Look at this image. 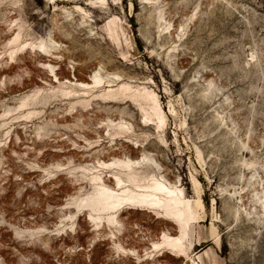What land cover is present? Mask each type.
I'll return each instance as SVG.
<instances>
[{"label":"rangeland","instance_id":"1","mask_svg":"<svg viewBox=\"0 0 264 264\" xmlns=\"http://www.w3.org/2000/svg\"><path fill=\"white\" fill-rule=\"evenodd\" d=\"M94 70L100 86L79 91ZM118 121L132 128L113 136ZM142 155L194 207L184 254L264 264V0H0V264H188L152 247L154 213L126 230L76 207L93 173Z\"/></svg>","mask_w":264,"mask_h":264},{"label":"bare ground","instance_id":"2","mask_svg":"<svg viewBox=\"0 0 264 264\" xmlns=\"http://www.w3.org/2000/svg\"><path fill=\"white\" fill-rule=\"evenodd\" d=\"M16 33H17V31H16ZM8 36H5L3 39L4 40L8 39L9 38ZM17 36H19V35L16 34V36H14L12 39H10V41L15 42L17 40ZM102 38H104V37H102ZM30 43L32 44V42H30ZM3 44H5V43H3ZM37 44H39V43H37ZM28 48H29V45H28ZM47 51H49V50H47ZM45 52H46V50H45ZM50 56H52V55L50 54ZM57 57H59V56H57ZM57 63H58V60H56V58H54V57H51L47 62L41 61L42 65H48L51 68H53L54 65H56ZM29 69H31V68H29ZM32 70L34 71V69H32ZM6 71H8V70H6ZM66 71L64 70V72H66ZM71 77L72 76H70V78ZM113 78H115V77H113ZM70 80H72V79H70ZM59 81H57V82L59 83ZM106 81H108V80H106ZM101 82H102V78L97 74V71L94 70L92 72V74H90L88 76V78L85 76L78 77V79L76 80V82L74 84H75V86H77L79 88V91H81L80 89H82L85 93H87V92L89 93V92H92V90L97 85H99ZM61 83L63 84V80ZM209 83H210V80H209L208 84ZM71 85H73V83ZM72 87H74V86H72ZM118 89L126 90V87L122 84L119 86ZM137 90H139V89H137ZM109 92H111V91L108 90L107 93H109ZM117 96H118V92H117L116 97ZM91 98H93V99L96 98V95H92ZM137 98H139L141 101H143V103L147 106L146 109L142 110V111H144V114L142 116L144 118V120H146V121L155 120L156 126L161 128V125L163 124L162 111H161L160 107L158 106V103L154 97V94L152 92H148V91L143 90L142 94ZM23 99H21V100H23ZM21 100H20V102H22ZM74 100H75V98H74ZM83 105L84 104H82V107H83ZM142 108H144V107H142ZM147 111H149V112H147ZM77 113H78V111H77ZM70 117H72V116H70ZM79 118H80V116H79ZM74 119H76V118H74ZM76 120H75V124L77 125L78 120L77 121ZM141 120H142V118H141ZM80 121H81V119H80ZM61 123H63V122H61ZM127 125H129V123ZM127 125H125V123H123V122L118 121L117 124H114L116 129L112 130L113 133L111 135L116 136L119 134H123L124 132L127 133V131H129V129H130V128H128ZM81 126H83V125L81 124ZM129 126H131V128H132V124H130ZM78 127H79V124H78ZM113 129H114V127H113ZM138 131H140V130H138ZM132 136L134 137V135H132ZM110 141H111V139H110ZM113 142L115 143L114 140H113ZM120 150H121V148H120ZM129 151L132 152L133 150L131 148H129ZM195 152H196V150H195ZM110 153L112 155H114V153H112L111 151H110ZM126 154H127V152H126ZM129 154H131V153H129ZM132 155L135 156L136 154L134 152H132ZM198 156H199V154H198ZM147 157H149V156L142 155L141 158H134L133 160H130V159L118 160V159L114 158V160L109 164V166H114L116 168V170L113 172H110L109 175H107L106 177H103L101 174L96 173L97 171L95 173H93L90 176V181L93 183V192L89 196H87L83 199H80L76 203V207H77V209L78 208L85 209L89 219L92 221H95L97 224H100L102 221H104L105 224H114V226L117 225V228L124 226L125 229L127 228L126 230H128V228L130 230L129 226L133 223V218L137 217L139 212H143L145 215H149L151 213H154L155 215H157V218H159V220L161 221V225L163 227V230L159 233L157 238L152 236V238L150 240L152 247L153 248L168 249L171 252L177 254L178 257H181V254H183L184 258L189 262L188 264H197V262L192 260L191 257H189V255L184 254V240L187 237V231H188L189 224L194 219V214L192 212L194 207L191 204V202L186 198V196L184 195L183 190L180 188V186L177 185V182L176 181H170L167 173L162 170L161 166L158 163H154V169L153 170H151L150 172L147 171V166L143 165L141 162V160L149 159ZM247 164L249 165V163H247ZM106 166H108V165H106ZM101 170H103V169L101 168L100 171ZM98 172H99V169H98ZM104 173L105 172H103V174ZM192 181H193L194 188H195L196 184H198V183H196L197 181L195 182L194 179H192ZM91 186H92V184H91ZM195 194H196V200L194 202V205L201 209L202 208V201L200 198V194L197 192ZM255 196H256V194H255ZM261 198L263 199V201H261ZM256 201L260 203V208L262 209L261 214L259 212H257L262 216V217L258 216L256 218V222L259 224L262 222L263 217H264V196L257 197ZM169 255L170 256L163 257L165 260L164 262L168 263L171 260H173L171 257L172 255L171 254H169ZM184 264H186V263H184Z\"/></svg>","mask_w":264,"mask_h":264}]
</instances>
